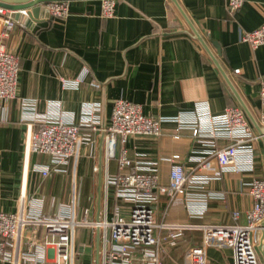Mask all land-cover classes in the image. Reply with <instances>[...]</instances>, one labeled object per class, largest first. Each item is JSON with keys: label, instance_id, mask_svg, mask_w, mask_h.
<instances>
[{"label": "crops", "instance_id": "1", "mask_svg": "<svg viewBox=\"0 0 264 264\" xmlns=\"http://www.w3.org/2000/svg\"><path fill=\"white\" fill-rule=\"evenodd\" d=\"M34 1L41 6L40 17L46 22L35 31L25 23L17 25L6 42L8 49L19 57L20 72L17 98L2 103L8 106L9 118L0 120V182L6 180L0 186V204L4 211L21 210L22 189H26L27 199H43L46 214L56 213L63 204H72L74 197L76 209L78 204V164L76 170L69 165L65 171L48 176L33 169L34 164L49 163L50 158L36 153L28 158L25 152L29 127L28 122L21 120V97L35 98L40 113L46 112L49 101H59L62 109L71 113L77 122L81 119L84 103L101 101L104 126L110 123L114 101L119 98L141 105L143 113L151 117H190L197 112L198 102H207L213 114L235 105L245 111L254 131L259 134L241 99L264 126V105L260 99L264 44L253 47L241 38L244 31L256 29L263 23L264 0H245L235 11H230L227 0H177L228 74L231 84L201 41L193 36L187 19L173 0H118L115 14L110 18L102 16V0H67L69 14L52 19L46 7L50 0ZM85 68L88 73L77 88L63 87L62 78L73 79ZM82 129L90 130L96 137L94 155L88 148L85 156L96 188L94 206H97L98 218L105 204V175L107 172L116 174L120 168L118 158L107 160L103 128ZM226 144L227 141L217 138L214 146L208 145L194 137L192 129L178 128L176 122H165L160 137H130L125 148L132 159L158 161L160 180L168 184L170 162L165 158L179 154L188 171L214 174L219 166L217 158L209 155V151ZM253 147L252 171L221 172L220 177L200 190L214 194L206 200V209L201 215H192L185 199L174 204L162 195L157 206V221L245 224L246 212L254 204L246 184L254 177L264 178V140L261 136L253 142ZM121 151L119 145L117 157ZM101 153L103 184L99 208ZM198 158L213 160L214 170L203 168ZM60 185L61 191L68 187L69 203L59 202ZM117 202L110 197V210ZM235 212H239V218H234ZM91 236L92 246L77 247L80 257L89 247L86 262L79 258L80 264H100V257L98 260L95 257L97 229H91ZM183 238L184 243L166 247L165 264H182L185 250L201 243L202 231L186 229ZM100 244L99 237V248ZM207 256L208 264H234L230 248L210 247ZM0 264L11 263L0 261Z\"/></svg>", "mask_w": 264, "mask_h": 264}, {"label": "built area", "instance_id": "2", "mask_svg": "<svg viewBox=\"0 0 264 264\" xmlns=\"http://www.w3.org/2000/svg\"><path fill=\"white\" fill-rule=\"evenodd\" d=\"M244 1L227 0V6L230 11H235ZM117 2L102 0V16H114ZM46 7L54 17L64 18L69 14L67 0H50ZM13 13L28 14V10L0 3V120L9 118L8 106L2 103L16 99L18 95L20 61L8 49L6 42L10 32L23 23ZM241 38L253 47L264 44V21L260 27L244 31ZM235 71L240 72V69ZM87 73L85 68L73 79L62 78L63 87L77 88ZM260 99L264 105V76L260 79ZM20 107L21 120L28 122L29 127L25 146L28 158L33 153L50 157L49 163L34 164L35 171L48 176L65 171L69 165L76 170L83 144H89L90 154L94 155L96 137L90 130H83L84 127L103 128L107 160L118 158L120 171L105 175V204L96 220L88 219V210L85 211V219H77L75 197L72 204H63L56 213L46 214L43 199H27L26 189H22L19 212L0 209V261L11 264H76V259L80 258L77 229L90 226L101 231L100 264H165L166 247L184 243L186 229H200L202 241L185 250L182 264H208L210 247L230 248L234 264H264L255 242V231L264 221V178L254 177L246 184L254 204L246 212L245 224L195 225L158 222L156 219L162 195L167 196L169 203L183 196L190 213L201 215L206 209V200L214 194L200 190L212 179L220 177L221 172L253 170V142L261 135L254 131L241 107L234 105L220 114H213L207 102H198L197 112L190 117H151L143 113L141 105L119 98L114 101L110 123L105 126L101 101L84 103L79 122L62 109L59 101H49L46 112L40 113L35 98L21 97ZM165 122H176L178 128L192 129L194 137L211 146L215 145L217 138L227 141L225 146L209 151V155L217 158L219 170L214 174L188 171L180 160L181 156L174 154L165 158L170 162V175L168 184H163L158 161L135 160L128 156L125 144L130 137L158 138L163 133ZM119 145L122 151L117 157ZM198 160L203 168L214 170L213 160ZM76 178L74 175L75 186ZM110 197L118 200L111 210ZM234 218H239V212L234 213Z\"/></svg>", "mask_w": 264, "mask_h": 264}, {"label": "rangeland", "instance_id": "3", "mask_svg": "<svg viewBox=\"0 0 264 264\" xmlns=\"http://www.w3.org/2000/svg\"><path fill=\"white\" fill-rule=\"evenodd\" d=\"M89 148V144H83L82 146V150H81V155L78 161V168H77V172H78V176H79V181H78V186H77V198H78V204H77V209H76V216L77 219H85V210L88 209L89 215H88V219L89 220H96L97 219V206H94V198H95V192H96V188L94 186V181L93 178L91 177V175L89 174V169H88V157L85 156V150ZM43 156H45L46 158H50L48 155H44L41 154ZM44 157V158H45ZM114 160V159H113ZM6 180L3 179V182H0V186H2V184H5ZM64 191H61V185L59 186V190H58V195L57 197L59 199V202H64V203H69V194L70 191L68 190V187L63 189ZM62 194V195H61ZM178 202H184V197L183 196H178L173 203H178ZM47 204V202H46ZM1 204H0V209H1ZM3 208V207H2ZM95 208V210H94ZM91 227L90 226H80L77 229L76 232V241H77V247L79 246H84V244L88 245V246H92L93 243V239L91 236ZM79 249V248H78ZM89 247H87L86 252L84 251L83 253H81V257L80 259L85 261V255H89ZM91 249V248H90ZM256 250L262 260V262L264 263V259L263 256L261 255V253L259 252L257 246H256ZM95 257H96V253H95ZM88 262V261H87ZM76 264H80V260L76 259ZM94 264H97L96 262Z\"/></svg>", "mask_w": 264, "mask_h": 264}, {"label": "water", "instance_id": "4", "mask_svg": "<svg viewBox=\"0 0 264 264\" xmlns=\"http://www.w3.org/2000/svg\"><path fill=\"white\" fill-rule=\"evenodd\" d=\"M173 1L176 3V5L180 9V11L183 13L185 18L187 19V21H188V23H189V25H190V27L192 29L193 36L201 41L203 46L207 49V51L210 53V55L214 59L215 63L217 64V66L219 67L221 72L224 74V76L227 79V81L231 84V81L229 79L228 74L224 71V69L222 68V66L219 63V61L216 59V57L210 51L207 43L205 42L203 37L200 35V33L197 31V29L195 28V26L193 25L191 20L188 18L186 13L183 11L181 6L179 5V2L177 0H173ZM0 3L5 5V6L14 8V9H27L28 10V14L13 13V16L15 18L19 19L21 21V23H25L27 25H30V27L34 31L37 30L40 25H42L44 22H46L43 19H41V17H40L41 16V6L38 5V2H36L34 0H0ZM52 18H53V16L51 17V19ZM179 32H182V31H179ZM215 45L218 47L217 43H215ZM240 101H241L243 107L245 108L246 112L248 113L249 117L251 118L253 124L255 125L257 131L259 132V134L261 135L262 139L264 140V126H261L259 124V122L255 119V117H253L252 113L247 108L246 104L241 99H240ZM102 184H103V175H102V153H101V156H100V170L98 172V206H99V208H100V203H101ZM100 232L101 231L98 228L97 229V251H96L97 260L99 258V237H100ZM255 242H256V246L258 247V249H259V251H260V253H261V255L263 256V259H264V221L260 223L259 227L255 231Z\"/></svg>", "mask_w": 264, "mask_h": 264}, {"label": "trees", "instance_id": "5", "mask_svg": "<svg viewBox=\"0 0 264 264\" xmlns=\"http://www.w3.org/2000/svg\"><path fill=\"white\" fill-rule=\"evenodd\" d=\"M37 126V125H36ZM38 127V126H37Z\"/></svg>", "mask_w": 264, "mask_h": 264}]
</instances>
